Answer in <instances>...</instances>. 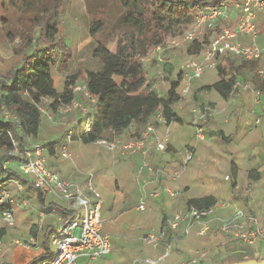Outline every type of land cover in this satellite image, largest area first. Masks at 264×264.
I'll list each match as a JSON object with an SVG mask.
<instances>
[{
  "label": "built area",
  "instance_id": "1",
  "mask_svg": "<svg viewBox=\"0 0 264 264\" xmlns=\"http://www.w3.org/2000/svg\"><path fill=\"white\" fill-rule=\"evenodd\" d=\"M263 10L264 0H232L207 8H199L195 23L180 39L156 47L160 51L165 50L170 44L179 46L193 43L205 27L214 29L220 22L236 19L234 28L222 26V30L210 38L201 52L189 56L182 67L183 76L178 90L181 98L190 92L193 80L202 78L206 71L216 69L219 60L223 57H235L246 61L264 59V45L256 42L259 32L256 18L257 14ZM240 35L250 38V43L244 44L239 38ZM153 53L151 50L143 60L149 61L154 56ZM255 73L259 78L264 79V63L257 67ZM71 89L75 96L74 99L69 103L57 105L55 110L50 108L46 110L44 106L46 103L48 105L52 103L50 98H43L38 105L42 115H47L49 119H52L54 114H74L67 135L68 140H73L75 134L80 137L92 131L98 103V95L88 89L86 82L76 83ZM233 89L252 90L255 93L256 102L261 101L262 93L255 90L249 83L237 81ZM87 101L92 105H87ZM215 112L216 107L211 103H206L194 111L191 126L197 140L206 139L205 123ZM6 117L11 118V114L6 113ZM258 121L260 120L257 119ZM157 123L168 124L161 106L156 109L140 136L121 141L119 134L113 131L112 138L99 137L93 142L108 151L121 149L126 154L139 153L142 155L137 175V181L141 182V190L144 192L138 203L140 211L146 210L148 201L145 188L150 182L148 178L142 180L141 175L146 172L152 174L155 181H162L150 191L151 199H158L162 195L175 198L180 192L163 180L180 179L195 156L194 150L188 149L184 153L182 167L178 169H167L152 164L149 160L151 150L166 152L168 149L167 137L162 138L157 133ZM45 151L46 147L43 143L33 141L30 137L23 147L13 142L9 155L14 159L6 161L3 166L4 169L11 170L12 177L3 180L0 178V233L16 225L15 204L17 202L29 206L28 197L22 193L30 186L39 191L45 200H52L55 203L50 204L49 211L41 212L38 224L41 229L47 216L55 219V227L50 238V245L53 248L52 257L50 260L32 264H77L80 258L92 262L108 256L112 252V239L110 234L104 231L103 195L98 184L93 180V176L85 188L77 182L62 178L47 165ZM61 154L63 157H70L66 145H63ZM226 179L229 177L227 176ZM214 223L217 225L214 226ZM181 228L185 237L190 236L194 230L199 236L217 231L231 235L249 247H255L264 242V228L260 225L258 217L248 211L235 209L231 214L224 216L216 212L215 205L204 208L187 205L164 219L159 229L152 230L143 237V241L151 247L157 248L164 244V251L155 257L135 259L134 263L162 264L165 262L174 249V233ZM15 242L20 244L19 241ZM37 244L35 237L29 239L28 245L35 247ZM202 256L196 257L192 262H200Z\"/></svg>",
  "mask_w": 264,
  "mask_h": 264
},
{
  "label": "crops",
  "instance_id": "2",
  "mask_svg": "<svg viewBox=\"0 0 264 264\" xmlns=\"http://www.w3.org/2000/svg\"><path fill=\"white\" fill-rule=\"evenodd\" d=\"M256 22L259 31L256 42L259 45H264V10L257 14ZM239 38L244 44L251 41L250 38L242 35ZM236 59L240 61L238 58ZM259 62L260 64L264 63V59ZM9 66L4 65L3 68ZM3 68L1 67L0 70H4ZM212 73L213 70L206 71L202 79L197 81L193 87L195 90L200 88L199 95L202 96V100H193L191 94L194 89H191L185 97L175 104L174 112L180 117L181 121H173L167 125L157 123V133L162 138L167 137L168 149L166 152H160L156 149L151 150L149 160L152 164L167 169H178L182 167L184 153L188 149H193L195 152L192 163H189L190 165H188L180 179L163 180V182L178 190L180 194L175 198L162 195L158 199L149 200L144 211L138 209L139 201L135 206H130L131 202L137 200L138 193L141 190V182L137 181V175L142 162V155L139 153L124 154L119 151L120 153L117 155L126 160L124 163L117 162L115 164L114 156L116 154L109 151L112 153L109 157L106 153L105 157L110 158H107V162L110 163L112 169L105 179L100 180L98 186L103 195L104 231L111 236L113 250L111 254L97 261L89 262L85 258H80L77 264H135V259L160 255L164 251L165 245L161 244L157 248L151 247L143 241V237L152 230L159 229L164 219L175 211L185 208L188 201L193 198L212 195L217 199L215 207L219 215L227 216L235 209H243L257 216L260 225L264 228V203L258 204L251 199L247 203H242L241 198L238 197L240 194H253L258 186L262 189L264 196V106L259 105L264 97V92L260 91L262 96L259 103L256 102L255 93L252 90H237L228 99H224L214 90L201 89L203 86L210 85L219 79L218 76L214 82H209ZM240 81L250 82L249 84L257 90L251 81ZM167 83L168 90L170 84ZM204 92H209L212 95L213 99L211 101L214 102L216 112L210 122L205 124L206 139L200 141L194 136L191 120L194 111L207 103L208 99L203 95ZM70 115L74 116L73 113H69V116L63 118L64 120L60 125L46 119L42 120L36 141H53L55 140L54 137L62 136L66 132V135H68L72 121ZM257 119L260 121L257 122ZM135 130L136 125L132 124L118 136L121 141H127L125 137L130 133L135 135ZM218 130L224 131L226 136H230L231 140L228 143L222 141L216 134ZM98 148L104 149L102 147ZM56 154H53V156L55 157ZM50 163L49 168L52 171L58 173L55 169L59 170L60 167L66 171V165L61 166L59 164L56 167V162ZM232 163L237 167L235 187H232L233 181H229L230 176L232 178ZM253 169L260 172L261 177L259 180L250 179L249 173ZM227 176L229 179H226ZM141 177L142 180L144 178L150 179L147 187L151 190L161 181H155L154 176L146 172ZM249 182L251 183L250 187L248 186ZM22 194L28 197L30 204L29 206L21 205L18 202L15 204L16 223L18 222L20 227L36 216L31 201L35 200L37 202L39 216L42 211H49L50 204H55L52 200H45L39 191L30 186ZM38 224L32 225L36 232L35 238L38 243L42 238L43 241L35 247L29 245L20 247L21 244H18L14 249L8 251L9 244L0 240V264H29L32 261L36 263L51 259L53 248L50 245V238L55 227V219L52 216H47L41 229ZM213 225L217 224L214 223ZM4 230L9 231L8 228ZM213 234L199 236L194 230L190 236L185 237L182 228L177 230L174 233L175 243L172 254L162 264H202L209 253L216 254L217 251L223 250L228 253L236 251L234 242L228 241L230 240L227 237L228 235L217 233L219 236L227 237L228 240L215 242L212 239L218 236L214 237ZM31 237L34 236L31 235L29 239ZM44 241H47L48 253H45ZM120 242L124 243L123 246L125 247L119 250L117 248L116 251L115 248L120 247ZM195 243L197 249H192ZM261 244L264 246V242ZM23 254L26 255L24 259H22ZM200 255H203L202 260L193 263L192 260ZM255 258L259 257L256 256ZM217 262L214 260L212 264Z\"/></svg>",
  "mask_w": 264,
  "mask_h": 264
},
{
  "label": "trees",
  "instance_id": "3",
  "mask_svg": "<svg viewBox=\"0 0 264 264\" xmlns=\"http://www.w3.org/2000/svg\"><path fill=\"white\" fill-rule=\"evenodd\" d=\"M7 1L13 6L21 4L23 9H30L34 2V0ZM229 1L232 0H117L122 9L117 19V27L121 30L120 37L117 36L116 31H111L105 37L107 28L105 19L91 12L89 32L93 38L91 46L95 62L84 70L87 76L86 86L92 93L98 95V103L92 131L80 137L75 134L73 140L87 144L99 137L112 138L113 131L121 134L132 124L136 125L135 134L140 136L159 106L162 107L168 123L181 121L173 108L181 99L178 89L182 73L173 77L172 63L165 62L163 78L169 82L170 88L166 94L160 95L155 89L157 82L155 77L148 79L146 76L143 58L149 54L151 48L165 44L168 36L184 34L191 29L199 8ZM63 8V2L60 1L43 15L27 13L21 17V20L23 18L30 21L40 20L45 44L42 45L39 54L25 53L16 66L0 72V149H5L6 152L12 150L13 142L23 147L28 137L36 141L43 119L38 105L43 98L52 99V103L48 106L55 110L57 105L69 103L75 97L71 87L76 84L79 71L69 76L63 91H58L54 87L51 73L52 67L57 65V59L61 58L60 64L65 67L70 57V52L67 54L65 52L69 48L66 39L57 37ZM8 35L11 40L15 39V33L8 32ZM31 40L30 37L26 38L27 42ZM114 40L116 47L115 50H111L109 42ZM203 47L204 45L198 44L195 40L191 45L190 53L197 54ZM63 55L66 56L62 57ZM259 64L258 60L238 61L234 57H226L217 65L219 79L201 89L214 90L222 98L228 99L237 91L233 88L241 79L251 81L257 90L264 92V79L259 78L255 73ZM6 113L11 114V118L6 117ZM216 134L226 143L231 140L222 130H218ZM12 159L14 157L9 154L0 157L1 179L12 177L11 170L3 168L4 163ZM231 170L232 187H235L237 167L234 163ZM249 177L256 181L260 179L261 174L253 169ZM216 203L217 199L209 195L190 199L187 204L204 208L214 206ZM2 234L3 231L0 236ZM31 234L36 236L34 228ZM44 248L45 253H48L47 241H44ZM247 259L252 258L245 260ZM230 262L233 261L222 260L214 264Z\"/></svg>",
  "mask_w": 264,
  "mask_h": 264
},
{
  "label": "rangeland",
  "instance_id": "4",
  "mask_svg": "<svg viewBox=\"0 0 264 264\" xmlns=\"http://www.w3.org/2000/svg\"><path fill=\"white\" fill-rule=\"evenodd\" d=\"M60 1L63 2L64 8L63 11L60 13V26L57 37L58 38L62 37L66 39L69 48L65 52L66 54L70 52V57L68 58L67 60L68 64L65 67H62V64H60L62 62L61 58L57 59L56 61L57 65L53 66L51 69L53 84L58 91H63L65 82L69 79V76L77 71H79V77L76 83L84 84L86 82L87 76L84 68L93 65V63L95 62L93 57V47L91 46L92 45L91 42L93 38L91 37L89 32V26L92 17L91 12L93 14H96L98 17L105 19V23L107 27L105 31V37H107L111 33V31L113 32L116 31L118 33L117 36L120 37L121 30L117 27V19L118 16L122 13V9L118 4L117 0H65V1L64 0H34L33 5L30 9H23L24 7H22L21 4H19L18 6H13L7 0H0V69L1 67L3 68L4 65L9 66L11 64L9 67L3 68L4 70H0V72H4L10 67L16 66L25 53H31L35 55L39 54L42 45L45 44L43 35L41 33L42 23L40 22V20L30 21L28 19L26 20V18H23L21 20V17L23 15H26L27 13L30 14L37 13L39 15H43L45 11H48L53 6L57 5ZM235 24H236V19L228 20L226 22H220L219 25L216 26L214 29L213 28L209 29L205 27L202 30L201 34L198 35L196 41L198 44H202L205 46L209 42L210 38H212L222 30V26L226 28H234ZM8 32L15 33L14 40L8 38L9 36ZM182 35L183 34L178 33L176 36H168L166 38V43H170L172 40H178L181 38ZM207 36L208 38H205ZM27 37H30L32 39L31 42L26 41ZM192 44L193 43H185L179 46L170 44L168 47H166L165 50H160V51L157 50L156 47L151 48L152 52H154L153 53L154 56L151 57L149 61H145L144 65L146 69V76L148 79L155 77V79L157 80L155 84V89L158 91L160 95L166 94L168 88V83L163 78L164 75L163 64L165 62L172 63L174 67L173 77H177L180 73H183L182 71L183 65L188 60L189 56L194 54V53H190V48ZM109 46L111 50H115L116 41L114 40L112 42H109ZM64 56L66 55H63L62 57ZM56 57H58V54L56 55ZM221 61L222 58L219 60V62ZM217 78H218V72L216 68L213 70L212 76L211 78H209L208 81L214 82ZM201 79L202 78L195 79L192 82L191 89H194V92H192L191 98L193 100L194 99L197 101L202 100V96L199 95L200 88L197 90L193 88L195 86V83ZM203 95H205V97L208 99L207 103L214 104V102L211 101V99L213 98L209 92L207 93L204 92ZM86 104L89 106L92 105V103H90L89 101H87ZM260 104L264 106V97L261 103H259V105ZM44 106L46 110L49 109L47 103ZM67 115L69 116V113L66 115L54 114L53 118L49 119L47 115L43 114L42 120L46 119L51 122H54L57 125H60V123H62V120H64L63 118H66ZM70 117L69 118L72 120V117L74 116L70 115ZM212 117H210V119ZM210 119L207 121V123L210 122ZM66 134L67 132L62 136L54 137L53 139L55 140L53 141L38 140L37 142L43 143L46 147L45 158L47 165L50 166L51 164L50 162H56L57 163L56 167H58L59 164L61 166L66 165L67 166L66 171L62 169V167H60L59 170H57V168L55 170L60 175L66 177L67 179L79 183V185L82 186L83 188L87 186L92 176H93V180L97 184H99L100 180L105 179L107 175H109L112 167L110 163L107 162V158L110 159L109 157H111L112 153L116 154L114 156L115 164L117 162L124 163L126 160L125 158L122 159L120 158L119 155H117L120 152L124 153L121 149H117L112 153H110L106 149L98 148L93 142L84 144L82 143V141L68 140ZM133 137L136 138L137 135L130 133V135H127L125 138L126 140H130ZM63 145L67 146L68 152L70 153V157L68 158L63 157L61 154ZM82 146L83 148H81ZM55 153L57 154L54 157L53 154ZM106 153L107 155H109V157L107 158L105 157ZM5 154H9V152L8 151L6 152L5 149H0V157L4 156ZM192 161L190 163H192ZM9 166L13 167L12 165ZM229 181L230 182L233 181L231 176ZM250 185L251 183L249 182L248 186L250 187ZM145 190H146L147 201L152 200L149 197V193L151 189L149 187H146ZM143 195L144 192L140 190L138 193L137 200L131 202L130 206H135L140 200V198L143 197ZM238 197L241 198L242 203H247V201L250 199L258 204L264 203L263 191L259 186L253 194L245 193L238 195ZM31 202H32V208H34L36 211L35 218L32 219L27 224H23L22 227H20V225H18L17 222L15 226L8 228L9 231L4 230L3 234L0 236V240H2L6 244H9L7 248L8 251L18 246V244H16L15 241H19V243L21 244L19 245L20 247H26V245L28 246L29 243L28 239L32 235L31 234V230L33 228L32 225H37V223H39V219H40V216L38 215L39 207L37 206V202L35 200ZM43 229L42 231H44ZM210 233L212 234L214 233L212 235L214 237L218 236L212 239V241L215 242H220L223 241L224 239L228 240L227 237H229L230 240L228 241L234 242L236 251L233 253H228L225 250H223V251H217L216 254L209 253L207 255V259H205L204 263L202 264H212L214 260L216 261L232 260L233 262H237V261H243L246 258H255L256 256H258L259 259L264 258V246L261 243L255 247H249L243 244L238 239L233 238L231 235H228L227 237L219 236L217 233L220 232L217 231L209 232L207 235H209ZM41 241H43V238L42 240L39 241L38 244H41ZM123 244L124 243L120 242L119 243L120 247L118 246L115 248L116 251L117 248L118 250L123 249L125 247L123 246ZM125 244L128 245L127 243ZM192 249H197L196 243L194 244ZM112 250H113V246H112ZM25 256L26 255L23 254L22 259H24Z\"/></svg>",
  "mask_w": 264,
  "mask_h": 264
},
{
  "label": "water",
  "instance_id": "5",
  "mask_svg": "<svg viewBox=\"0 0 264 264\" xmlns=\"http://www.w3.org/2000/svg\"><path fill=\"white\" fill-rule=\"evenodd\" d=\"M225 264H264V259L258 260L256 258L247 259L243 261L230 262Z\"/></svg>",
  "mask_w": 264,
  "mask_h": 264
}]
</instances>
